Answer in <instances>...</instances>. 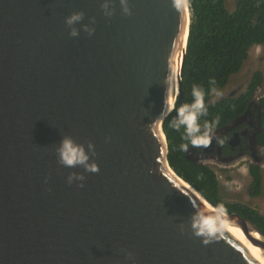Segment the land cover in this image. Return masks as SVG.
I'll return each mask as SVG.
<instances>
[{
  "label": "water",
  "instance_id": "95a60500",
  "mask_svg": "<svg viewBox=\"0 0 264 264\" xmlns=\"http://www.w3.org/2000/svg\"><path fill=\"white\" fill-rule=\"evenodd\" d=\"M128 7L0 0V264H260L229 228L208 245L192 234L206 199L168 161L162 113L184 47L183 96L188 0ZM65 136L95 146L98 172L58 162ZM73 173L85 179L69 184ZM227 215L264 254L259 227Z\"/></svg>",
  "mask_w": 264,
  "mask_h": 264
},
{
  "label": "trees",
  "instance_id": "16d2710c",
  "mask_svg": "<svg viewBox=\"0 0 264 264\" xmlns=\"http://www.w3.org/2000/svg\"><path fill=\"white\" fill-rule=\"evenodd\" d=\"M188 3L191 23L183 66V96L177 100V107L182 103H190L192 85H200L205 89L208 107V114L201 118V123L218 118V125H221L238 113H243L257 88L262 87L263 74L256 71L239 97L210 102L213 93L209 82L214 80L211 86L217 90L225 88L231 77L242 70L251 48L264 46V0H236L232 10L227 7L226 0H188ZM174 116L175 112L163 123L171 168L208 202L224 204L227 214L237 213L250 219L264 233L263 215L247 205L223 201L216 172L207 165L188 160L186 153L179 149V145L185 141L181 139L182 130L178 132L169 126ZM258 140L264 144V133ZM249 175V195L257 197L263 188V171L251 166Z\"/></svg>",
  "mask_w": 264,
  "mask_h": 264
},
{
  "label": "clouds",
  "instance_id": "9594fccd",
  "mask_svg": "<svg viewBox=\"0 0 264 264\" xmlns=\"http://www.w3.org/2000/svg\"><path fill=\"white\" fill-rule=\"evenodd\" d=\"M120 4L125 13H129L128 0H120ZM186 6V5H185ZM105 15H111L109 11V5L106 2L104 5ZM83 19V13H73L66 19V24L71 29L70 35L77 37L79 31L74 25L81 22ZM89 35L93 33V30L86 28ZM210 91L215 93L216 96H220L221 93L211 85H214L215 81H210ZM205 89L193 84L191 88L192 100L190 103H182L177 107L176 97L169 95L165 101L167 105V111L162 113V117L166 118L172 112H175L174 118L169 121V126L176 131H181V139L185 142L179 145V149L187 153L191 148L207 150L213 145L215 140L218 144H223L224 141L219 139L216 135V128L219 123V119L216 118L212 121L204 120L201 123V118L208 114V107L205 102ZM157 125L160 121L156 122ZM58 162L69 168L83 167L86 172L96 173L99 171L98 164L91 161V156L95 155V146L92 143H88L87 148L83 144L77 143L72 137L65 136L59 147L56 149ZM68 183L71 184L74 181H83L85 177L79 174H70L68 176ZM80 186H83L81 184ZM196 210L190 218V228L192 234L202 239L204 245H208L218 237L222 236L225 230L229 227V219L227 215V209L224 204L217 203L215 205L202 204L201 206H194ZM181 231L184 230V225H180ZM128 259H132V254H127Z\"/></svg>",
  "mask_w": 264,
  "mask_h": 264
},
{
  "label": "flooded vegetation",
  "instance_id": "af4514ba",
  "mask_svg": "<svg viewBox=\"0 0 264 264\" xmlns=\"http://www.w3.org/2000/svg\"><path fill=\"white\" fill-rule=\"evenodd\" d=\"M260 88H257L243 113L240 112L228 122L217 126L216 135L224 141L222 145L214 140L212 147L207 150L190 147L186 153L187 159L199 165L215 166L217 170L212 169L217 175L221 173L220 171L241 175V167L249 174L251 166L259 167L263 171L264 147L262 146L264 144L258 140L259 136L264 133V98L258 97ZM241 90L240 85L224 98H237L245 91Z\"/></svg>",
  "mask_w": 264,
  "mask_h": 264
},
{
  "label": "rangeland",
  "instance_id": "374dc122",
  "mask_svg": "<svg viewBox=\"0 0 264 264\" xmlns=\"http://www.w3.org/2000/svg\"><path fill=\"white\" fill-rule=\"evenodd\" d=\"M227 7L229 9L235 8L236 0H226ZM260 71L263 74L264 78V46H254L249 51V57L245 62L242 70L231 77L228 86L226 88L219 89L218 91L221 93L220 96H216L215 93L212 94V102H216L227 96L232 90H235L238 86L241 85L242 90L244 91L248 86L250 79L254 72ZM259 98H264V80L262 87L258 91ZM209 164V163H207ZM211 168L217 170V168L213 165H208ZM244 168L246 166H243ZM218 178L220 181V194L226 203L234 204L241 203L247 205L251 208L256 209L261 215L264 216V169H263V188L262 192L257 197H251L249 195V185L251 183L250 175L247 173L245 169L241 167V175L239 174H229L223 173L220 171ZM230 177V179H227Z\"/></svg>",
  "mask_w": 264,
  "mask_h": 264
},
{
  "label": "bare ground",
  "instance_id": "6f19581e",
  "mask_svg": "<svg viewBox=\"0 0 264 264\" xmlns=\"http://www.w3.org/2000/svg\"><path fill=\"white\" fill-rule=\"evenodd\" d=\"M184 47L180 53V56L177 61L176 65V80H175V85H174V90L173 94L175 97L178 96V78H179V73H178V65L180 66L181 64V58L183 55ZM180 180V179H179ZM189 190L195 192L185 181L180 180ZM196 193V192H195ZM197 196L201 199V201L205 204H209L206 200L201 198L200 195L197 194ZM210 205V204H209ZM230 231L234 234V236L239 240V242L245 247V249L260 263L264 264V254L262 250L259 247L254 246L245 236L244 232L240 227L237 225H234L229 222V227Z\"/></svg>",
  "mask_w": 264,
  "mask_h": 264
}]
</instances>
